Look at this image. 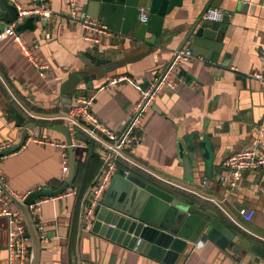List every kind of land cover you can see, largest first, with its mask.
<instances>
[{"label": "crops", "instance_id": "1", "mask_svg": "<svg viewBox=\"0 0 264 264\" xmlns=\"http://www.w3.org/2000/svg\"><path fill=\"white\" fill-rule=\"evenodd\" d=\"M16 1L24 9L40 5L38 0ZM211 2L184 1L164 20V31L172 32L164 39V46L150 52L146 44H139L126 53L125 71L95 80L88 89L81 86L80 91L94 97L93 113L102 124L122 132L141 90L153 83L169 64L174 51L183 46L190 27L203 18L208 8L221 9L224 21L217 40L224 47L218 62L199 55L204 61L181 64L175 74V89H164L143 119L140 129L143 143L127 149L140 168L121 165L153 185L157 182L188 194L191 201L187 203L217 218L241 238L264 246V174L245 171L231 190L213 176L202 183L198 170H194L193 176L187 174L179 155L180 143L195 133L197 140L207 139L213 147V163L225 171L221 175L230 177L231 172L223 167V162L252 148L262 133L264 151V83L250 76L264 75V0H221L218 6H211ZM47 5L53 12L52 19L41 18V22L34 23L35 30L19 33L34 48L40 61L49 66L45 77L20 52L13 37L4 36L0 40V144L9 142L18 146L21 140L22 130L12 119L14 112L37 125L27 139L43 140L28 144L25 141L16 153L0 161V174L17 196L37 190L55 191L65 182L69 166L67 144L64 135L53 129L65 124L52 119L67 113L79 93L76 92L67 108L62 86L84 67L83 54L89 45H94L84 41L83 34L99 38L105 49L110 48L108 42L118 38L105 19L93 16L90 0H80L79 15L104 22L113 36L85 31L71 23L66 0H47ZM5 29L6 25L0 22V33ZM130 43L127 41V48ZM226 55L230 56L227 61ZM122 75L133 82L109 84L113 77ZM27 112L45 119L35 121ZM79 137L89 142L73 139L78 164L74 186L41 206L44 230L39 264H110L112 257L115 264H165L136 252L122 256L116 247L98 243L91 230L81 227L83 201L104 165V157L97 152L96 144L82 135ZM3 207L18 209L12 199L7 204L0 203V211ZM242 208L255 211L250 222L240 216ZM31 216L34 220L32 213ZM8 226V218L0 216V264H8ZM234 247L224 248V243L221 247L205 238L196 245H188L172 264H252L247 254L242 256L243 250L235 254Z\"/></svg>", "mask_w": 264, "mask_h": 264}, {"label": "water", "instance_id": "2", "mask_svg": "<svg viewBox=\"0 0 264 264\" xmlns=\"http://www.w3.org/2000/svg\"><path fill=\"white\" fill-rule=\"evenodd\" d=\"M90 1L93 4V16L105 19L106 24L117 32L115 34L118 38L107 43L110 48L105 49L101 44H96L91 48L88 47L84 52V67L72 74L61 89L67 108L81 86L90 88L93 81L112 77L115 71H123L125 55L130 49L137 48L139 44H146L149 51L153 52L155 48L164 46V39L172 33L164 31V20L176 8H180L186 0ZM220 1L212 0L211 6H218ZM141 5L149 9L151 18L148 24L137 20V12L139 8H142ZM243 8L246 10L248 6L243 5ZM18 14V10L9 0H0V22L6 27L17 19ZM41 21L40 16H32L24 24L18 26L16 31L18 33L25 30L33 31L35 30L34 23ZM220 29L221 24L204 21L201 18L190 27L183 46L179 49L188 48L196 57L202 55L217 63L224 47L217 40ZM127 41L131 42L129 48L126 46ZM229 57L226 55L225 61ZM12 119L16 127L22 130L18 146L12 148L13 151H17L24 145L29 133L35 130L37 125L28 122L22 114L17 112H14ZM53 129L64 135L67 144L69 166L63 185L55 191H34L24 202L18 201L6 191L7 196L21 211L31 237L30 264L40 262L41 234L35 226L29 206L39 198L61 196L74 186L78 164L73 139L87 143L84 138H73L65 125H57ZM197 136L193 133L184 138L179 145V155L183 160L186 173L193 176L194 170H198L203 177L202 183L205 178L211 176L220 182L221 173L225 171L215 167L213 147L207 139L197 140ZM97 152L104 157V165L84 198L81 227L87 197L104 168L111 162L110 156L106 157L99 150ZM0 187H3L1 183ZM91 233L98 243L113 245L122 256L124 253L136 252L142 257L165 264H172L188 245H196L205 238L216 242L221 247L224 243V248L235 245L233 248L235 254L239 255L243 250L242 256L247 254L252 264H264L263 245L241 238L202 209L190 205L132 172L127 174L126 170L121 167L117 169L112 179L103 200V207L93 221ZM115 262V257H112L110 264H115Z\"/></svg>", "mask_w": 264, "mask_h": 264}, {"label": "built area", "instance_id": "3", "mask_svg": "<svg viewBox=\"0 0 264 264\" xmlns=\"http://www.w3.org/2000/svg\"><path fill=\"white\" fill-rule=\"evenodd\" d=\"M9 1L16 7L19 14L17 19L9 24L3 33H0V40H2L4 36L13 37L20 52L28 59L32 66L38 70L40 76L45 77L49 66L40 61L39 57L34 52V48L24 41L23 37L17 33L16 29L18 26L24 24L26 18L30 16H40L42 19L49 21L53 17V12L47 5V0H38L40 5L31 9H24L16 0ZM66 3L69 9L68 19L71 23L79 25L81 29L85 31H92L110 37L114 35L104 22L96 20L88 15H79L80 0H66ZM139 11V22L148 24L151 18L149 9L142 7ZM203 20L221 24L224 21V12L219 8L210 7L206 10ZM47 37L49 36L47 35ZM82 38L84 41L91 42L94 45L100 44L99 38L90 36L86 33L83 34ZM195 60L204 61L203 58L196 57L188 48L175 50L172 60L167 64L161 74L153 81V83L141 90L140 98L133 107L130 119L126 123L122 132L112 131L98 120L93 113L95 99L88 95H76L74 103L67 113L52 119L64 123L65 126L68 127L73 138L82 135L96 144L102 154L106 157H111V162H109L104 168L87 198L83 214V227L85 229L89 231L91 230L97 213L103 207V200L110 187L112 179L117 169L121 167V164L125 163L130 167L140 168L131 157L129 158L127 156V149L139 146L143 143L144 139L140 133V129L145 115L151 110L157 97L164 89H175V74L181 64L193 62ZM250 76L264 83V75L255 73ZM125 82L132 83L133 80L122 75L113 77L109 84L111 86H118ZM27 113L28 116L35 121H42L45 119L34 113ZM262 136L263 133L252 148L239 151L229 156L223 162V167L231 172L230 177H221L223 186L234 190L237 186V182L245 171L264 174ZM30 142L43 143V140L29 137L26 139V144ZM12 148L13 145L9 142L0 144V161L18 151H13ZM125 170L127 174L130 172L127 169ZM66 172L68 173V168L66 169ZM0 183L3 186L0 187V203L2 204H7L10 199L6 194V191L10 192V194L20 202H24V200L31 194L30 192L24 196H17L12 193L7 187L6 179L1 174ZM50 199L51 198H39L34 204L29 206L30 212L34 216L35 226L40 234L44 230L40 215L41 206L44 202ZM239 214L244 221L250 222L255 216V211L242 208L240 209ZM0 216H4L9 220L7 247L8 264H30L31 237L21 211L19 209L12 210L3 207L0 211Z\"/></svg>", "mask_w": 264, "mask_h": 264}, {"label": "trees", "instance_id": "4", "mask_svg": "<svg viewBox=\"0 0 264 264\" xmlns=\"http://www.w3.org/2000/svg\"><path fill=\"white\" fill-rule=\"evenodd\" d=\"M80 138H82V137H80ZM121 167L123 168L124 166L121 165ZM154 185L157 186L158 188H160V189H162V190L174 195L175 197H177V198H179V199H181L183 201H186V202L191 201V198L188 196V194H186V193H184V192H182V191H180L178 189H174L173 187L171 188V187H169L167 185H161V184H159L157 182L154 183ZM187 200H189V201H187Z\"/></svg>", "mask_w": 264, "mask_h": 264}, {"label": "rangeland", "instance_id": "5", "mask_svg": "<svg viewBox=\"0 0 264 264\" xmlns=\"http://www.w3.org/2000/svg\"><path fill=\"white\" fill-rule=\"evenodd\" d=\"M88 47L91 48V45H89ZM87 89H88V88H87ZM77 91H78L79 94H81V91H80V90H77ZM82 93H83V94H81V95H85V94H86L85 91H82ZM79 94H77V95H79ZM86 95H87V94H86ZM127 156L130 158V156H129L128 154H127Z\"/></svg>", "mask_w": 264, "mask_h": 264}]
</instances>
